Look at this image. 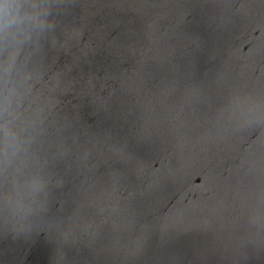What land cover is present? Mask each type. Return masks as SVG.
<instances>
[{
  "label": "water",
  "instance_id": "1",
  "mask_svg": "<svg viewBox=\"0 0 264 264\" xmlns=\"http://www.w3.org/2000/svg\"><path fill=\"white\" fill-rule=\"evenodd\" d=\"M0 264H264V0H0Z\"/></svg>",
  "mask_w": 264,
  "mask_h": 264
}]
</instances>
